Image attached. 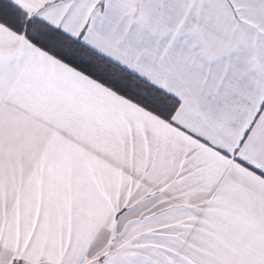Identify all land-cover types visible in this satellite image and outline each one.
Returning <instances> with one entry per match:
<instances>
[{"label": "snow or ice", "instance_id": "1", "mask_svg": "<svg viewBox=\"0 0 264 264\" xmlns=\"http://www.w3.org/2000/svg\"><path fill=\"white\" fill-rule=\"evenodd\" d=\"M0 264H264V0H0Z\"/></svg>", "mask_w": 264, "mask_h": 264}]
</instances>
